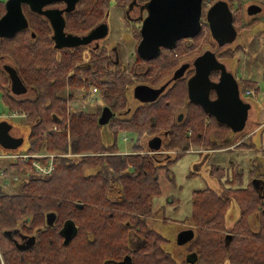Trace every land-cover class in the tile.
Segmentation results:
<instances>
[{"label": "trees", "instance_id": "trees-1", "mask_svg": "<svg viewBox=\"0 0 264 264\" xmlns=\"http://www.w3.org/2000/svg\"><path fill=\"white\" fill-rule=\"evenodd\" d=\"M111 1L122 12L132 3V0H83L78 6V16L97 22L110 9ZM205 1L216 2L202 0V10ZM225 1L233 14L232 26L249 27L253 20L244 23L243 6L247 0ZM4 3L0 2V17L5 12ZM22 9L29 27L11 39L0 40V59H9L34 96L23 100L11 96L6 88L8 77L0 67L2 109L26 114L20 118L22 125L14 127L24 137L22 146L15 152L56 157L52 163L54 169L48 175H38L30 163L14 162L13 174L19 182L16 187L11 186L9 193L0 179V253L4 264H119L125 257H128L126 264H264V219H259L257 236L251 234L248 222L252 216H264V193L259 194L252 182L261 177L260 182L264 183V174L253 169L246 173L232 162L229 174L218 166L208 169L217 181L224 178L222 184L231 189H221L216 197L209 189L193 192L192 209L186 218V224L195 233L191 242L192 262L176 260L163 246L166 238L147 226L148 220L155 216L153 198L162 195L157 172L164 170L166 179L173 185L175 177L170 168L190 145L222 149L225 131L229 130L214 119L207 123L205 120L210 117L196 106L189 108L186 118L178 124L175 119L185 103V86L176 87L178 81L162 94L160 106L154 105L157 102L140 103L128 117L119 116L128 112L125 95L129 88L139 83L152 87L163 85L178 59L172 64L164 63L169 51L163 53L161 49L152 66L139 76L135 73L133 81L121 70H113L115 67L106 51L89 53L86 59L81 48L56 55L46 24L43 27L38 16L26 6ZM203 21V28L209 30L202 13ZM138 29L131 31L135 50L141 39ZM80 30L85 32L84 28ZM180 45L183 50L176 43L172 58L197 47L193 42L189 47ZM239 49H228L218 56L230 60ZM136 57L133 64L126 66L132 72L138 61L147 63ZM217 75V72L213 74ZM238 84L242 94L250 89L257 92V84L252 80H239ZM90 87L98 89L94 99L100 103L86 112L67 114L62 93L69 90L75 98L84 91V97ZM103 108L114 114L106 124L99 123ZM8 121L13 127V120ZM54 127L60 131H54ZM121 132L132 136L130 154H117ZM104 133L110 136L109 142L104 140ZM159 133L166 134L163 150L178 151L160 163L143 144L145 137ZM67 154L84 155L68 157ZM228 208L238 209L231 226L224 222ZM49 214L54 216L51 226L47 223ZM67 222L73 223L75 234L65 244L62 228ZM14 232L33 237V245L18 249L10 239ZM130 232L144 242L138 248L129 247Z\"/></svg>", "mask_w": 264, "mask_h": 264}, {"label": "water", "instance_id": "water-1", "mask_svg": "<svg viewBox=\"0 0 264 264\" xmlns=\"http://www.w3.org/2000/svg\"><path fill=\"white\" fill-rule=\"evenodd\" d=\"M58 1L67 4V11L75 9L79 0H5L4 14L0 17V40L11 39L16 34L25 31L29 27L23 6L36 15L44 14L51 19V13L57 17L58 23L51 20L55 49H75L86 46L94 39L104 38L108 34V25L101 23L96 28L83 36L69 35L63 33L64 20L56 11H43L42 7ZM147 16L142 21L136 53L142 60H152L157 57L161 49L172 50L179 40L191 39L201 31L202 0H149L146 3ZM261 11L258 5H249L245 13L255 15ZM205 21L214 39H221L227 44L232 42L235 34L233 27V14L228 1L216 0L204 13ZM222 62L216 60L213 53L206 51L199 55L195 61V74L187 80L188 98L193 104L202 108L208 116H211L218 124L226 126L232 132H242L248 119V112L251 109L249 102L241 98L239 84L234 75L227 70ZM188 64H183L174 71L170 80L160 87H150L138 84L133 88V96L141 104L155 102L168 85L180 79ZM9 80V88L13 95L21 96L25 93L26 87L15 67L12 64L3 66ZM212 72H217L216 78L210 79ZM215 93L216 99H209L210 92ZM100 124H106L114 114L107 108L102 109ZM181 118V117H180ZM180 118L178 120H180ZM13 127L8 120H0V149L4 152L18 150L24 137L13 136ZM162 141L154 136L148 142L150 154H158L162 148ZM163 149V148H162ZM47 223L51 226L54 222L53 214L46 215ZM74 225L71 222L65 223L62 228L64 243L66 244L75 234ZM195 234L193 229H183L176 236L177 245H185L193 241ZM27 243L33 245L34 238L31 237ZM27 246V247H28ZM19 249H23L19 247ZM128 257H125L119 264H125Z\"/></svg>", "mask_w": 264, "mask_h": 264}, {"label": "rangeland", "instance_id": "rangeland-1", "mask_svg": "<svg viewBox=\"0 0 264 264\" xmlns=\"http://www.w3.org/2000/svg\"><path fill=\"white\" fill-rule=\"evenodd\" d=\"M0 2H5V0H0ZM207 4H205V9L203 10V15L206 12L207 8L212 5L214 2L211 1H205ZM258 5L261 8V11L255 15H248L247 13L244 15V23L247 24L250 21H252L251 25L249 27H243V26H238L235 27V34L234 37L232 38V42L228 43L229 45L221 48L222 50L225 49H235L237 47H241L239 51L235 54L233 59H221L222 63H224L225 67L227 70H229L237 79L243 80V79H248L255 81L257 86L260 87V91H264V6L261 4L259 1H254L250 2L247 4L246 8L244 6L243 9H245V12L247 10V7L249 5ZM262 5V6H261ZM109 35L107 37V42H109L110 47L113 46V43L118 42V45L120 46L119 53L116 52L119 56V62L122 64L124 67H119L116 64H118V61L116 59V53L110 52V58L111 61L116 63L115 64V71L121 70L123 73L128 72L127 75H132L133 77L130 76V78L135 81L137 76L141 75L139 73H142L136 68L134 69L135 72H132L128 70L126 67L127 64H132L133 60H137V55H136V50H135V40H132L130 38V32L125 31L123 23L124 20L121 18V14L123 13L122 10L119 8H116V6L113 4V1L110 2V9H109ZM244 12V13H245ZM131 12L130 14L132 16H135V13ZM205 18V15H204ZM247 28V29H246ZM23 32V31H22ZM20 34V33H18ZM17 35V34H16ZM214 37L211 35L209 30L206 29H201V31L193 38H191L190 41H192L195 45H205L204 47H208V45H211L214 42ZM177 48L179 50H183L182 45H180V42L177 41ZM167 56L164 58V63L170 61L172 58V54L174 53L173 50H168ZM163 53H166V50L164 49L162 51ZM134 55L132 56V54ZM9 60V59H8ZM7 60V58H2L0 59V67L2 68V64L4 63H10ZM153 61L147 62L146 65H151L153 64ZM182 62V61H180ZM149 63V64H148ZM11 64V63H10ZM172 64V63H170ZM136 73V74H135ZM125 74V73H124ZM176 87L180 86H185V82L183 80H177ZM161 85V84H160ZM158 85L157 87H159ZM135 87V86H134ZM129 88L126 93V98H127V104H128V112L126 114H120L119 116H124L128 117L131 112L134 110L133 108L137 107L140 102L133 96V88ZM240 88V86H239ZM27 93L22 96H17L18 99H28L34 96V91L27 88ZM252 90V89H250ZM80 92H78L79 94ZM258 91L255 93V96L252 98L256 99H251L249 97L248 102L250 101L251 104H253V110L251 111V115L249 116L251 119L257 118V123L262 122V117L261 115L264 113V96L257 94ZM93 96V95H92ZM90 96L91 101H87L88 104V109L94 108V106L98 105L100 103L99 100L94 99L93 97L96 98V94L92 97ZM258 97V98H257ZM163 104V100H158L157 103H154V105L160 106ZM154 106V107H157ZM1 111L5 112L2 109L1 105ZM182 114H186V111L183 110ZM252 116V117H251ZM13 120V127L15 125H22V121H20V118H15ZM252 128L251 123H246L244 130L240 133L232 132L230 129L225 133L227 134L226 138L230 139V141L227 144H234L235 142L237 143H243L242 146L237 145L235 151H238V149H246L245 145L246 142L252 143V154L247 153V156H244L243 158H239V162L243 168V170H247L248 168V163L251 161L252 158H255L257 162L260 164V167L258 168L261 172L264 173V149L261 150V147H264L262 139V134L264 133V128H261L253 133L248 138V141L246 137L249 134L250 129ZM161 135V134H160ZM156 135V136H160ZM104 140L106 142H109L111 140L110 136L107 133H104ZM119 135V150L122 152H129V146H130V139L131 135L129 134H124L123 137H126V141L120 140ZM147 138L145 137L143 139V144L145 145L144 147H147L146 141ZM162 141V146L165 142V137L160 136L159 137ZM151 139V138H150ZM244 139V140H242ZM161 146V147H162ZM226 146L224 145L223 148ZM148 149V147H147ZM216 150V151H215ZM220 149H205L203 147H196L190 145V148L186 151L183 152V154L180 155L179 160L174 164L170 169L171 172H173L174 177H175V183L173 185H170L169 181L166 179L164 170H160L158 173L159 176V185L162 195L160 197L153 198V212H155V215L160 217L165 221V224H161L162 226V232L160 233V230H154L156 231L157 234H159L161 237L166 238L165 235H167L169 238H166L165 243L163 244L164 248L166 251L170 252L173 257L179 258L181 260L190 261L194 259V252L192 250V243H187L185 245H177L176 243V238L175 236L177 235L178 230L171 229L175 226L178 225L179 222H175L174 219H178L179 221H182V224H185V226H180L181 230L183 229H193L190 225L186 224V217L189 215L192 207L191 203V198L192 193L197 190H202V189H211L213 193L217 192L215 190H218L219 184L218 181L213 178L210 174L208 169L210 166L213 164L218 165L219 167L223 168L224 165H226L228 159H233L234 157V150H229L225 149L224 151H219ZM160 151L165 156V154H176L178 151H166L163 150L162 148ZM249 150H247L248 152ZM220 152V153H218ZM203 154V155H200ZM205 154H217L213 157L207 156ZM0 155H3V153H0ZM173 156V155H171ZM81 157V156H80ZM215 160V162L213 161ZM220 160V161H219ZM219 161V162H218ZM232 161V160H231ZM14 161L10 158H0V172L1 171H8L10 173H13L15 171V166L13 165ZM258 164V165H259ZM247 165V166H246ZM19 180L13 181L12 182V187H16L17 183ZM11 187V188H12ZM171 198L176 199V201H173V204H170L169 200ZM169 202V204H168ZM177 202V203H176ZM178 207V208H176ZM233 212L236 214V209L232 208ZM231 215H233V218H235V215L229 212V209L225 211V219H228L227 225H232V220H231ZM260 221L264 219V216H259ZM185 218V219H184ZM252 218V217H251ZM249 218V226L251 230V234L254 236H257V229L255 227V224H252V219ZM177 220V221H178ZM259 221V220H257ZM180 230V231H181ZM194 230V229H193ZM158 231V232H157ZM195 234V233H194ZM227 264V263H225Z\"/></svg>", "mask_w": 264, "mask_h": 264}, {"label": "flooded vegetation", "instance_id": "flooded-vegetation-1", "mask_svg": "<svg viewBox=\"0 0 264 264\" xmlns=\"http://www.w3.org/2000/svg\"><path fill=\"white\" fill-rule=\"evenodd\" d=\"M83 0H79L78 4L75 5V9L72 10V11H67V4L64 2V1H58L57 2H54V3H51V4H48L46 5L45 7H42L43 8V11H56L60 17L62 18V20H64V29H63V33L65 34H69V35H76V36H83V35H86L89 33V31H91L92 29L96 28L98 25H100L101 23H106L108 25V31H109V21H108V18H109V13L110 11L107 10L100 18L97 22H92V20H89L87 19L88 17H79L78 16V6L80 5V3L82 2ZM146 3H149V0H132V3H130V7L129 9L125 12L123 11V13L121 14V18L124 20V23H123V26H124V30L125 31H128L130 32V38L132 40H134L131 36V31L135 30V28H139V32H140V29H141V25H142V21L145 19V16H147V11H146ZM27 7V6H26ZM24 11V10H23ZM131 12H134L135 13V16H132L130 13ZM133 13V14H134ZM36 15V14H34ZM26 16V14H25ZM38 16V21H40L42 23V26L44 27L45 24L46 26L48 27V30L50 31L49 34V38L52 42V48L53 50H55L56 52V55H60L62 51L64 50H74V49H55L53 46H54V42L52 41L51 37L53 36V27H52V24H51V21L54 22L55 24L58 23L57 21V17L54 13H51V19H49L46 15L44 14H41V15H36ZM27 18V17H26ZM51 20V21H50ZM126 21H128L130 24L126 25ZM91 23V27H88L90 26L89 24ZM81 24L80 28L78 29L77 26ZM204 26V21L201 22V29L203 28ZM84 28L85 29V32L80 30ZM204 29V28H203ZM107 31V32H108ZM109 35V32L107 34L106 37L104 38H100V39H94L92 41H90L86 46H82V47H78V48H81V49H84V53H85V59L87 57H90V54L89 53H97L99 51H106V54L107 56H109L108 58H110V52L112 50V52L116 53L118 52L119 53V45H118V42H115L113 43V46L110 47L109 45V42H107V37ZM141 36V35H140ZM191 40V39H190ZM189 39H183V40H179V42L181 44H184L185 46H188L189 44H191L192 42L190 41ZM214 42L211 44V45H208V47H204L203 49V46L205 45H197L196 48L192 49L189 51V49L183 53V54H180V56H175L174 58H171L170 61L168 62H165V63H171L172 61L178 59V62H177V65L176 67H174L171 75H170V78L168 80L171 79V77L173 76V73L175 70L178 69V67L182 66L183 64H188V67H186V70L183 74V76L178 79V80H183L185 82V103L184 105H182V110L178 112L177 114V118L175 120H177L178 124H180L184 118H186V114H187V110L189 108H191L192 106H196L200 109H202L200 106L196 105V104H193L189 101V98H188V89H187V80H189L194 74H195V67L194 66V61L195 59L201 55L203 52H206V51H209L211 53H213V55L215 56L216 60H218L219 62H221L222 60L219 58L218 55H220L222 52L228 50V49H225V50H222L221 51V48L229 45L227 44L225 41L221 40L220 38L219 39H213ZM189 47V46H188ZM78 48H75V49H78ZM137 48V47H136ZM134 55V53L132 54V56ZM119 55L116 53V59L118 61V64L113 63L114 67H115V64L119 67H124L122 66V64L119 62ZM111 60V58H110ZM147 62H150L151 60H145ZM182 61V62H180ZM133 63H134V60H133ZM132 63V64H133ZM8 65L10 63H4L2 64V69H3V66L5 65ZM224 64V63H223ZM130 65V64H129ZM150 65H146V63H144L143 61L137 63V66H136V70L140 71V72H144L147 70V68H149ZM142 73H139V74H142ZM216 73V72H212L211 75H210V79L212 78H216L213 76V74ZM218 76V75H217ZM166 80V81H168ZM177 80L175 81H172L168 87L172 84H174ZM146 85V84H144ZM150 86V85H148ZM161 86V85H160ZM159 86V87H160ZM152 87V86H150ZM167 87V88H168ZM156 88V87H154ZM166 88V89H167ZM27 87H26V91L25 93H27ZM166 92V90L164 91ZM164 92L162 94H164ZM162 94H160L159 98L155 101L157 102L160 97L162 96ZM209 96V99L211 101L215 100L216 99V95L215 93H213L212 91L210 92V94L208 95ZM183 110L186 111V114H182ZM181 117V118H180ZM210 118H206V122L209 123L212 121V118L211 116H209ZM180 118V120H178ZM216 122V121H215ZM217 123V122H216ZM177 124V125H178ZM11 134L13 136H20V134L17 132V130L13 127L12 131H11ZM161 134V135H160ZM157 135H160V136H166V134H163V133H159ZM154 136L156 137V135L154 134ZM152 136V137H154ZM158 136V137H160ZM152 137H149L147 138V141H146V144L148 145V142L150 140V138ZM10 239L12 240L13 244L16 245V247L18 248L19 247H22L23 249H20V250H25L27 249L28 247V242L30 241V237L26 236V235H23V234H20L18 232H14L11 236H10ZM19 249V248H18ZM126 264V263H125Z\"/></svg>", "mask_w": 264, "mask_h": 264}, {"label": "crops", "instance_id": "crops-1", "mask_svg": "<svg viewBox=\"0 0 264 264\" xmlns=\"http://www.w3.org/2000/svg\"><path fill=\"white\" fill-rule=\"evenodd\" d=\"M254 1H259L261 4H263V6H264V0H254ZM250 2H253V0H247L246 1V3H245V8H246V6H247V4H249ZM259 5V4H258ZM244 6H243V8H244ZM262 6V5H261ZM240 49H241V47H240ZM248 80V79H247ZM255 82V81H254ZM258 87V89H257V91H258V95H259V97L261 96V95H263L264 96V91L262 92V91H260L259 89H260V87L259 86H257ZM26 94V93H25ZM25 94H23V95H25ZM22 96V95H21ZM258 98V97H257ZM261 98V100H262V97H260ZM251 99H256V98H251ZM249 104L251 105V109L249 110V112H248V119H247V123H248V121H249V123H251V125H252V128L250 129L251 131H249V134L246 136V137H244V138H246L247 139V141H248V138H249V136L251 135V133H253V132H255V131H257V130H259V129H261V128H264V113L261 115V117H262V122L261 123H257V118H253L252 116V119L249 117L250 115H251V111L253 110V104H251V102L249 101ZM262 139H264V133L262 134ZM242 140H244V139H242ZM230 141V139H225V141H223V143L222 144H224L226 147L225 148H222V149H220L219 151H224L225 149H229V150H234L235 151V149H236V147H237V145H239V143H237V142H235L234 144H227L228 142ZM243 143L244 142H242V143H240V145L239 146H242L243 145ZM263 144H264V141H263ZM223 145V146H224ZM245 145V148L246 149H238V151H235L234 152V158L233 159H228V161H227V163H226V165H224V167L223 168H221L220 167V169H224V170H226V172H227V174H229V172H230V168H231V162H232V164H234V165H239V166H243V165H241L240 164V162H239V158L241 157V158H243L244 156H247V153H249V154H252V147H253V145H252V143H250V142H246V144H244ZM264 149V147H261V150H263ZM247 150H249L248 152H247ZM216 151V150H215ZM218 153H220V152H218ZM171 155H173V154H165V156H163V154H154V156H155V160H157V162H164V161H166L167 159H170L171 158ZM200 155H203V154H200ZM206 156L205 157H207V156H209V158L210 157H213L214 158V156L215 155H217V154H205ZM232 160V161H231ZM214 162H215V160H213ZM220 161V160H219ZM218 161V162H219ZM174 164H176V163H174ZM173 164V165H174ZM212 164V166H218V165H216V164H213V162L211 163ZM255 164H259L258 162H257V160L255 159V158H252L251 159V161L247 164L248 165V168H247V170H245V172L246 173H248L251 169H253L254 171H256L257 172V174H262L263 172H261L258 168L260 167V164L258 165V168H256L255 167ZM172 165V166H173ZM246 165V166H247ZM171 166V167H172ZM219 167V166H218ZM264 174V173H263ZM224 178L223 179H221V181H218V184H219V187H218V190H215V191H217V192H215L214 193V197H216V196H218V195H220V191H221V189H226V188H232L231 186H228V185H224V184H222V182H224ZM261 181V177H257V179H255L254 181H252L253 182V187H254V189L256 190V191H258V193L259 194H262V193H264V183L263 182H260ZM247 182V181H246ZM246 182H244V185H246L247 183ZM203 190H205V189H202V190H197V191H203ZM209 190H211V189H209ZM192 197H193V193H192ZM191 198V197H190ZM192 199V198H191ZM170 202H172V203H170V204H172V205H174L173 204V201H176V199H174V198H171V200H169ZM177 203V202H176ZM168 204H169V202H168ZM176 208H178V207H176ZM191 209H192V207H191ZM229 209V212H231L232 214H234L235 215V218H233V215H231V222H232V224L234 223V221H236V219H237V215H238V209H236V214H235V212H233V210L232 209H230V208H228ZM190 211V210H189ZM191 212V211H190ZM190 214V213H189ZM189 216V215H188ZM187 216V217H188ZM186 217V218H187ZM229 218H230V216H229ZM229 218H227V219H225V223H228L227 221H228V219ZM185 219V218H184ZM252 220V224L254 223L255 224V227H256V229H258V225H259V221H257V220H259L260 219V217L259 216H252V218H251ZM175 220V222H179L178 223V225H180V226H185V224H182L183 222L182 221H179L178 219H174ZM178 220V221H177ZM182 222V223H181ZM161 224H165V221L163 220V219H161L160 217H158L157 215H155L154 217H152V218H150L149 220H148V222H147V226H149L151 229H153V230H160L159 232L161 233L162 232V226L163 225H161ZM178 225L177 226H175V227H173V228H171V229H174V230H178L177 231V234L180 232V230H181V227H178ZM228 226H231V225H228ZM164 227V226H163ZM158 232V231H157ZM165 237L166 238H169L167 235H165ZM127 240H128V244H129V247L131 248V249H135V248H138L139 246H141L144 242L141 240V239H139V236L137 235V234H135L134 232H130L129 233V237L127 238ZM170 253V252H169ZM176 260H178V261H181V259H179V258H176ZM105 264H115V263H113V262H106Z\"/></svg>", "mask_w": 264, "mask_h": 264}, {"label": "built area", "instance_id": "built-area-1", "mask_svg": "<svg viewBox=\"0 0 264 264\" xmlns=\"http://www.w3.org/2000/svg\"><path fill=\"white\" fill-rule=\"evenodd\" d=\"M207 4V2L205 3ZM125 74H128V72H124ZM133 77L132 75H130ZM136 76V75H135ZM98 89L96 87H92L87 90V94L83 97V92L81 91L78 96L72 97L71 93L69 90H66L62 94L65 95L64 99H66V112L69 114L71 111H76V112H86L88 111V104L87 101H91L90 96H94L97 93ZM8 92L9 88H8ZM92 96V97H93ZM245 97H254L255 92L253 90H246L244 93ZM2 98L0 94V107L2 104ZM94 100V97H93ZM26 117L25 113L22 112H17V111H12V112H5L2 113L0 110V119H15V118H24ZM68 126V125H67ZM66 126V128H67ZM54 131H60L57 127L53 128ZM68 134V131H66ZM124 134H128L127 132H121L119 135L120 140L126 141V137H123ZM119 140V137H118ZM121 142V141H119ZM117 154H127V152H118ZM84 155V154H83ZM83 155H72V154H67L66 156H72V157H77V156H83ZM10 158L14 162H22V163H30L31 167L33 170L39 175H48L52 173L54 166H53V159L56 157V155H51V154H45V153H21V152H8V153H3V155H0V158ZM18 176L13 174V173H6L4 171L0 172V179L4 180V186L7 189V192L10 191L12 182L16 181ZM9 193V192H8ZM1 253H0V264H4L3 259L1 258Z\"/></svg>", "mask_w": 264, "mask_h": 264}, {"label": "bare ground", "instance_id": "bare-ground-1", "mask_svg": "<svg viewBox=\"0 0 264 264\" xmlns=\"http://www.w3.org/2000/svg\"><path fill=\"white\" fill-rule=\"evenodd\" d=\"M91 88V87H90ZM87 89V88H86ZM154 103V102H153ZM153 138V137H152ZM54 165V164H53Z\"/></svg>", "mask_w": 264, "mask_h": 264}]
</instances>
